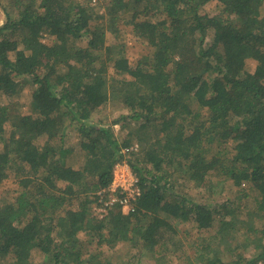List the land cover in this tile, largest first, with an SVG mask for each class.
Segmentation results:
<instances>
[{
	"label": "trees",
	"instance_id": "1",
	"mask_svg": "<svg viewBox=\"0 0 264 264\" xmlns=\"http://www.w3.org/2000/svg\"><path fill=\"white\" fill-rule=\"evenodd\" d=\"M211 1L214 16L202 11ZM1 12L0 94L33 91L30 114L0 107V183L14 177L20 187L0 200V262L31 264L39 250L46 264H112L98 249L131 243L138 255L127 263H161L155 255L177 252L183 222L212 232L196 245L200 264L264 260V0H0ZM120 20L150 49L135 64L107 44ZM105 107L127 114L95 122ZM70 132L84 163L66 175ZM125 163L140 191L134 211L117 203L97 219L98 194ZM211 173L224 179L213 185ZM226 180L236 203H198L181 188L214 198ZM252 194L246 220L241 205ZM80 234L91 247L84 259Z\"/></svg>",
	"mask_w": 264,
	"mask_h": 264
},
{
	"label": "rangeland",
	"instance_id": "2",
	"mask_svg": "<svg viewBox=\"0 0 264 264\" xmlns=\"http://www.w3.org/2000/svg\"><path fill=\"white\" fill-rule=\"evenodd\" d=\"M7 3V0H5ZM95 2L92 3L94 5ZM202 11L209 15L214 16L218 13V6L216 1H211L205 4L202 8ZM103 12V11H102ZM5 21V15L3 12L0 13V22ZM116 34L108 33L107 34V44H118L121 48V51L129 58L132 63H136L141 59L144 55L149 54L150 49L146 44H144L141 40L134 36L132 29L124 25L123 20H120L118 24L115 26ZM211 37V36H210ZM209 37V39H210ZM51 38H44L43 42L46 44L51 43ZM87 40L85 39L81 46H86ZM11 50H13V56L22 55V48L20 46L12 45ZM250 70H253L254 64L250 63ZM113 70H111V73ZM32 88L26 87L25 91L19 97H9L6 95L0 94V107L7 106L11 104H15L22 114H30L31 113V103H32ZM121 114H127V111L116 110L111 107L102 108L95 116V122H98L104 125H110L116 118H118ZM139 126V123H134L131 125V128L136 130ZM112 132L116 136H124L127 133V130H121L120 126H114ZM77 135L75 132H70L69 136L66 140V146H71L74 149L72 156L69 157V163L71 166L67 168L65 171L66 175H72L75 170L79 169L84 163V154L80 149L79 141L77 140ZM116 168L114 170V177L117 180L122 179V182L125 178H131V175L134 176L132 170L123 166L119 168L116 173ZM116 174V175H115ZM210 182L213 185H218L219 180L224 179L222 176H218L216 173H211L209 175ZM65 183H59L61 188L65 187ZM185 186L188 191V195L195 202L198 203H209L211 201L223 202L225 200H231L233 203L237 201L238 190L235 187L234 183L230 180H226L223 186L218 187L219 195L210 198L211 192L208 190L197 189L192 185H181V188ZM20 187L18 185V181L14 177H10L9 179L0 183V200L15 198ZM252 197L247 199L245 204L241 205V216L244 219H248L249 210L255 206L253 194ZM239 204H237L238 206ZM95 217L101 219V214L99 208L95 209ZM212 232L201 231L198 232L197 228L194 224L190 222H183L177 226V234L176 239L179 247H177V252L173 254H169L168 250H162L161 253H157L155 256H161L163 259L161 263L154 259H146L145 257L139 258L138 264H200L195 261V252L197 248V243L203 239V237H207L211 235ZM81 240V251L79 254L83 255L82 258H86L90 252L91 247L88 245V237L84 234L79 235ZM202 243V242H201ZM101 253V257L104 260H109L112 264H135L134 261L127 263V259L132 258L133 254L138 255V252L133 248L131 243H122L119 244L117 248H109L107 246H102L98 249ZM253 252L252 248L248 249L247 253L250 255ZM225 262H229L230 256L226 251L224 256L222 257ZM11 262V257H8L6 260L0 262V264H8ZM31 264H46V258L43 253L39 250H33L31 253Z\"/></svg>",
	"mask_w": 264,
	"mask_h": 264
},
{
	"label": "built area",
	"instance_id": "3",
	"mask_svg": "<svg viewBox=\"0 0 264 264\" xmlns=\"http://www.w3.org/2000/svg\"><path fill=\"white\" fill-rule=\"evenodd\" d=\"M132 152H138V145H135L130 149H125L124 151L127 156H129V154ZM123 166L129 168L127 163L119 164L116 166V171ZM139 195L140 191L137 188V180L133 175H131V178H128V180L125 178L123 182L122 179L120 180V178L116 181L114 177L110 187L99 192L98 194L99 198H101L100 202L103 201V204L99 209L101 219H103L108 214L109 209H111L117 203L121 204L126 212L134 211L135 201ZM258 264H264V260L260 261Z\"/></svg>",
	"mask_w": 264,
	"mask_h": 264
}]
</instances>
